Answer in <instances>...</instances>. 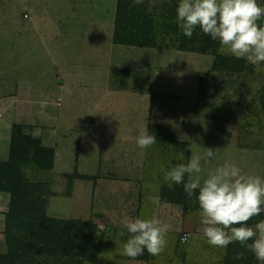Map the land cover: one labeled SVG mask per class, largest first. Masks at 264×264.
Returning <instances> with one entry per match:
<instances>
[{"label":"rangeland","instance_id":"obj_1","mask_svg":"<svg viewBox=\"0 0 264 264\" xmlns=\"http://www.w3.org/2000/svg\"><path fill=\"white\" fill-rule=\"evenodd\" d=\"M118 2L0 0V161L10 158L17 126L54 150L51 168L26 167L25 178L43 185L49 219L97 227V259L84 264H264L239 242L208 244L199 210L161 198L169 182L160 172L199 156L192 178L201 183L225 162L264 178V62L220 48L213 55L115 45ZM168 2L179 0H143L150 15ZM220 58L244 61L241 71ZM145 126L157 142L142 149L136 138ZM206 148L219 151L207 158ZM184 183L173 185L185 191ZM17 212L14 197L0 193V255L9 250L7 217ZM135 218L169 225L160 254L122 255L125 222ZM261 220L264 212L247 226Z\"/></svg>","mask_w":264,"mask_h":264},{"label":"clouds","instance_id":"obj_2","mask_svg":"<svg viewBox=\"0 0 264 264\" xmlns=\"http://www.w3.org/2000/svg\"><path fill=\"white\" fill-rule=\"evenodd\" d=\"M136 5L143 0H133ZM176 22L183 35L191 37L197 27L213 40H218L222 53L236 58H246L252 64L264 62V6L257 0H179ZM157 142L148 127L142 128L136 138L138 147L147 149ZM190 150V149H189ZM207 158H214L219 149H204ZM183 159L184 153H178ZM169 188L184 183L185 174L189 181L184 190L189 197L199 189L197 200L201 228L206 242L214 247L227 248L239 242L264 262V220L254 226L247 222L264 212V178L245 174L233 163L225 162L210 172L201 183L197 175L201 172V157L193 156L187 164H177L170 169L160 168ZM240 225V226H235ZM129 238L122 245V255L135 258L146 249L152 255L160 254L167 244L169 225L157 218L129 219L125 222ZM124 235L123 232L120 233ZM190 234L181 237L187 243ZM251 241V243H249ZM237 259L242 258L238 254Z\"/></svg>","mask_w":264,"mask_h":264},{"label":"trees","instance_id":"obj_3","mask_svg":"<svg viewBox=\"0 0 264 264\" xmlns=\"http://www.w3.org/2000/svg\"><path fill=\"white\" fill-rule=\"evenodd\" d=\"M168 3L159 16L150 15L144 3L136 5L133 0H119L114 44L142 48L166 45L178 51L216 55L221 47L219 41L211 39L199 27L190 38L183 35L176 22L178 3ZM258 23L264 24V20ZM220 59L236 72L241 71L238 68L244 61ZM53 157L54 150L45 147L42 141L25 135L19 126L13 129L10 158L7 162L0 161V193L14 197L18 212L7 217L9 250L6 255H0V264H84L83 259H97L100 250L94 235L97 227L74 220L49 219L41 193L43 185L25 178L26 167L37 165L49 169ZM198 193L195 191L189 197L173 185L165 187L161 198L184 211L195 212L199 210ZM236 245L231 244L230 251H235ZM148 254L145 249L140 256Z\"/></svg>","mask_w":264,"mask_h":264},{"label":"built area","instance_id":"obj_4","mask_svg":"<svg viewBox=\"0 0 264 264\" xmlns=\"http://www.w3.org/2000/svg\"><path fill=\"white\" fill-rule=\"evenodd\" d=\"M189 241V240H188Z\"/></svg>","mask_w":264,"mask_h":264}]
</instances>
